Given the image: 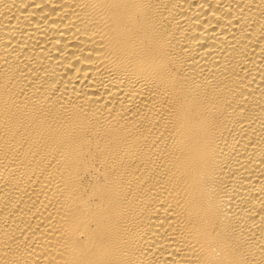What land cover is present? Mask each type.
<instances>
[{
	"label": "bare ground",
	"instance_id": "1",
	"mask_svg": "<svg viewBox=\"0 0 264 264\" xmlns=\"http://www.w3.org/2000/svg\"><path fill=\"white\" fill-rule=\"evenodd\" d=\"M0 264H264V0H0Z\"/></svg>",
	"mask_w": 264,
	"mask_h": 264
}]
</instances>
